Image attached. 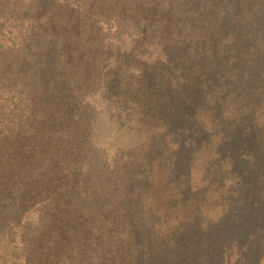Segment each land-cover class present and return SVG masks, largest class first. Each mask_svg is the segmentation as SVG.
<instances>
[{
    "label": "trees",
    "instance_id": "trees-1",
    "mask_svg": "<svg viewBox=\"0 0 264 264\" xmlns=\"http://www.w3.org/2000/svg\"><path fill=\"white\" fill-rule=\"evenodd\" d=\"M98 117L139 151H97ZM249 186L264 0H0V264H217Z\"/></svg>",
    "mask_w": 264,
    "mask_h": 264
},
{
    "label": "rangeland",
    "instance_id": "rangeland-1",
    "mask_svg": "<svg viewBox=\"0 0 264 264\" xmlns=\"http://www.w3.org/2000/svg\"><path fill=\"white\" fill-rule=\"evenodd\" d=\"M149 68V64L147 65ZM97 113V112H96ZM93 129L99 133L98 146L96 150L100 148L101 153L107 157L112 158L115 154L116 144H120L121 148L126 149L129 154L135 155L140 149L139 137L136 135L133 139H130L124 132H117L113 126L106 123L105 119L98 117V122L93 126ZM207 136V135H206ZM239 139V143H240ZM191 145L188 144L182 152V158L184 160L183 168L188 170L191 179L189 185L192 190L195 191L197 188H201L203 181V172L201 169V162L198 161V155L191 156ZM258 148V146H257ZM237 165V164H236ZM247 163H240L237 165L238 169L247 167ZM251 180V176L245 178L244 183H248ZM245 196H250L251 200L246 207L250 209L249 214L251 217L247 218L250 220V224L247 228L237 227L231 220L227 218L223 223L222 234L228 238H237L239 244L230 245L229 249H222V256L214 260L217 264H264V207H254L252 204L258 199L254 193L253 186H249L244 191ZM220 208L211 210V215L216 216ZM221 219V218H220ZM244 228L243 231L240 229ZM240 236V237H237Z\"/></svg>",
    "mask_w": 264,
    "mask_h": 264
}]
</instances>
